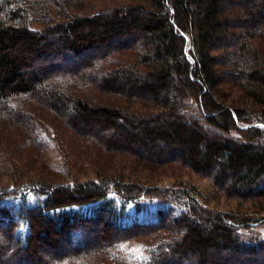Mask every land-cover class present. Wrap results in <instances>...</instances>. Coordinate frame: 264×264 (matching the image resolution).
Instances as JSON below:
<instances>
[{
    "label": "trees",
    "instance_id": "1",
    "mask_svg": "<svg viewBox=\"0 0 264 264\" xmlns=\"http://www.w3.org/2000/svg\"><path fill=\"white\" fill-rule=\"evenodd\" d=\"M0 109L28 135L30 165L47 147L38 117L95 165L130 156L208 179L228 199L263 201L264 0H0ZM17 151L14 161L29 154ZM25 191L41 199L29 205ZM111 192L180 211L123 226ZM262 223L179 186L17 181L0 188V263L109 264L136 241L146 260L134 264H255L264 238L248 230Z\"/></svg>",
    "mask_w": 264,
    "mask_h": 264
},
{
    "label": "rangeland",
    "instance_id": "2",
    "mask_svg": "<svg viewBox=\"0 0 264 264\" xmlns=\"http://www.w3.org/2000/svg\"><path fill=\"white\" fill-rule=\"evenodd\" d=\"M96 10L99 9V5L95 4ZM103 8V7H101ZM238 95H235L237 97ZM17 111H24L22 105L17 102ZM244 105L252 107L251 103L244 102ZM13 112V111H12ZM6 111L0 109V124L10 120L7 127V135L4 134L0 137V188L8 185L15 184L19 181H30L37 179L41 181L53 180L58 181L61 184H68L73 182L83 183L87 181L98 180L102 178H113L122 181L125 184L139 185L143 187H162V186H179L185 188L196 200L211 210L219 213L230 212L235 215H246L254 217L264 216V211H261V203L263 201L256 202H243L236 199H228L221 195L217 189L212 187L208 179L191 173L187 170H176L178 168H161L150 165H145L143 162H137L130 156H111L107 159V166H100L94 164L95 157L84 154L79 157L77 155L78 150H81V146L71 147L65 141L62 144L63 139L60 135H56V130L53 126L43 125L42 120L38 117H34V122L41 125L38 128L39 140L43 141L47 146L44 151H38L37 160L31 165L28 163L30 155L34 154L36 150H32L27 145L28 135L21 129H16V123H12L11 119L7 117ZM257 126L263 127V125L256 123ZM47 127L43 129V127ZM42 127V128H41ZM61 130L62 127L58 126ZM16 129V130H15ZM108 132V130L106 131ZM19 133V134H18ZM236 135L235 132H233ZM11 141V146H16L13 152L7 153L10 147L7 141ZM68 140L73 141L69 137ZM60 142V152L55 142ZM74 143V142H73ZM62 144V145H61ZM76 144V143H74ZM19 145H25L20 148ZM7 148V149H6ZM24 152L28 155L19 161V157L15 159L17 150ZM11 149V148H10ZM65 155L66 159L62 157ZM66 161V162H65ZM55 172V173H53ZM41 197L33 192L25 191V202L29 205H35ZM108 200L111 201L118 211V222L121 225H129L133 222H146L154 221L155 215L160 208H173L171 203H165L156 198L153 199H136L134 201H125L115 193L111 192L108 195ZM23 198H21V202ZM16 203L17 200H14ZM264 205V204H263ZM176 212L180 211V208L174 207ZM100 223H97L98 229ZM250 233H256L260 238H264V223L256 225L248 230ZM98 244L102 241L100 238L94 240ZM110 242V241H109ZM147 243L129 241L125 244H120V247L114 249L115 255L110 259L109 264H134L146 260V246ZM87 245H90L87 244ZM46 258V256L44 257ZM193 261V260H190ZM264 262V257H257L255 262L261 264ZM0 264H8L7 261ZM170 264H181L174 261Z\"/></svg>",
    "mask_w": 264,
    "mask_h": 264
},
{
    "label": "built area",
    "instance_id": "3",
    "mask_svg": "<svg viewBox=\"0 0 264 264\" xmlns=\"http://www.w3.org/2000/svg\"><path fill=\"white\" fill-rule=\"evenodd\" d=\"M263 128V127H262ZM264 129V128H263Z\"/></svg>",
    "mask_w": 264,
    "mask_h": 264
}]
</instances>
